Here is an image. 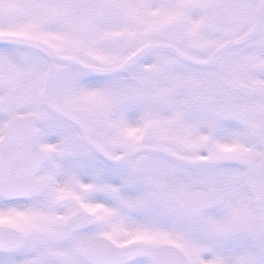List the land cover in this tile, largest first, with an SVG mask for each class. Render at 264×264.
Wrapping results in <instances>:
<instances>
[{
	"label": "snow or ice",
	"instance_id": "6c2138e0",
	"mask_svg": "<svg viewBox=\"0 0 264 264\" xmlns=\"http://www.w3.org/2000/svg\"><path fill=\"white\" fill-rule=\"evenodd\" d=\"M0 264H264V0H0Z\"/></svg>",
	"mask_w": 264,
	"mask_h": 264
}]
</instances>
